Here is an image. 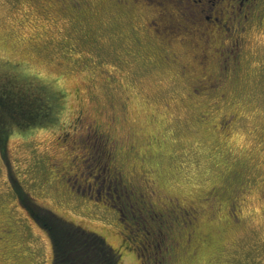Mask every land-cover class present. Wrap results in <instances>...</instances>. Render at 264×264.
Segmentation results:
<instances>
[{"label": "rangeland", "instance_id": "374dc122", "mask_svg": "<svg viewBox=\"0 0 264 264\" xmlns=\"http://www.w3.org/2000/svg\"><path fill=\"white\" fill-rule=\"evenodd\" d=\"M176 15L169 0H0V83L15 94L40 85L51 105L46 123L11 124L0 141V264H52L34 218L45 210L101 235L119 264H264V79L242 77L218 102L194 94L196 62H166L184 34L170 27ZM165 109L161 135L147 117ZM130 123L141 132L132 147ZM95 131L142 194L120 221L106 195L78 190L93 174L114 191Z\"/></svg>", "mask_w": 264, "mask_h": 264}, {"label": "flooded vegetation", "instance_id": "af4514ba", "mask_svg": "<svg viewBox=\"0 0 264 264\" xmlns=\"http://www.w3.org/2000/svg\"><path fill=\"white\" fill-rule=\"evenodd\" d=\"M148 1H156L161 4L164 0ZM169 1L177 7L175 20L169 22L172 23L171 29L173 31L175 28L180 30L186 25L185 31L197 37L193 48V51H196L190 57L191 64L194 65L196 62V68L201 70L202 74L197 78V88L192 86L194 94L202 91L205 95L215 96L212 102H218L227 96L228 91L235 97L239 94L238 89H243L244 86L241 83L242 77L249 76L252 78L259 74L260 79H264V0ZM151 24L154 25L152 26L153 30L158 31L157 23L152 22ZM202 64L203 67H201ZM231 118L232 114L229 113L220 124L223 125L224 121H227L226 119ZM95 133L100 140L98 151L105 160V157L107 158L110 153L108 140L104 138L101 132L95 131ZM91 159L94 158L91 157ZM100 168L101 171H104L108 182L115 184V193L114 191H107V185L98 186V181L93 174V181L91 183L85 182V191L81 188L78 190L82 194L96 192L98 197L102 193L106 195L107 200L111 199L114 203L115 206L113 207L117 210V218L120 221L124 216V209L132 206L129 199L133 198L135 203L142 194L133 190L131 185H129L130 188L127 187L122 181L120 170L116 166L109 165L107 160ZM74 188L77 189L76 186ZM143 209L147 212L149 210L154 211V209L146 206L138 207V210ZM158 213L161 212L158 211ZM154 228L156 230L153 229L152 233L158 235L160 227L156 225ZM147 245H149L151 252H155L149 240ZM163 256L162 253L160 261ZM147 262L146 264H148ZM156 262L157 260L153 261L154 264Z\"/></svg>", "mask_w": 264, "mask_h": 264}, {"label": "trees", "instance_id": "16d2710c", "mask_svg": "<svg viewBox=\"0 0 264 264\" xmlns=\"http://www.w3.org/2000/svg\"><path fill=\"white\" fill-rule=\"evenodd\" d=\"M0 85V113H2V118H0V141L5 138L4 132L8 131L11 124L29 127L44 123L45 117L49 115L51 105L48 101L49 97L39 90L42 86L29 87L27 90H22L23 93L15 94L11 91L12 87L9 85L3 82ZM29 89L32 92L28 91ZM46 122L47 120H45ZM34 218L47 231L51 239L52 264H91L92 261L101 257L93 255L89 250V245L101 241L114 255L119 256L118 252L101 235L62 219L51 213V211L45 210L42 217L37 216V218ZM70 240L85 242L83 246L80 244L72 246L69 244Z\"/></svg>", "mask_w": 264, "mask_h": 264}, {"label": "snow or ice", "instance_id": "6c2138e0", "mask_svg": "<svg viewBox=\"0 0 264 264\" xmlns=\"http://www.w3.org/2000/svg\"><path fill=\"white\" fill-rule=\"evenodd\" d=\"M186 25L180 29V32H183L184 34L181 35L179 32L177 33V40L174 44V46H170V53L166 54L167 63L172 64L175 70V66L179 65L181 72H187L189 70H194L195 65L191 64L189 60L184 59L185 57H188L192 55L193 50V37L191 34L187 33L185 31ZM91 63V62H89ZM207 63V61H205ZM204 65L202 64L201 67ZM107 75V73H104ZM94 102H96L95 96H93ZM109 102L112 103V98L109 97ZM120 107L122 110V116L126 117L129 115V108H128V102L127 101H121ZM167 110L160 112L159 110H151L150 115L147 117V121L152 124L156 125L159 124L160 127L157 128V132H159L161 135H163L164 129L168 126L170 123L166 119ZM0 118H2V113H0ZM137 120H139V116L136 117ZM179 123V121L177 122ZM129 127L132 130L133 136L129 138L127 141V144L129 147L133 146V141L137 136L141 135V132L137 130V128L132 127V124H129ZM142 128L143 126L140 125ZM144 135H148V133H144ZM151 135L155 138L156 132L151 133ZM167 137H165L166 139ZM142 142V141H139ZM214 218V217H213ZM91 239V238H88ZM85 241L82 240H76V241H69V244L72 246H75L76 244H80L83 246V243ZM89 250L92 252L93 255L101 257L100 259H96L91 262V264H119V256L114 255L112 251L104 245V243L101 242H93L91 245H89Z\"/></svg>", "mask_w": 264, "mask_h": 264}]
</instances>
